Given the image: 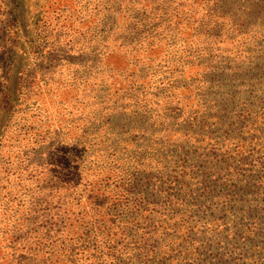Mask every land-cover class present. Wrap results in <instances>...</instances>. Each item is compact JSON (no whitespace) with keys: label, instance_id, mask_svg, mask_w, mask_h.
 I'll return each instance as SVG.
<instances>
[{"label":"rangeland","instance_id":"374dc122","mask_svg":"<svg viewBox=\"0 0 264 264\" xmlns=\"http://www.w3.org/2000/svg\"><path fill=\"white\" fill-rule=\"evenodd\" d=\"M3 89L0 264H264V0H0Z\"/></svg>","mask_w":264,"mask_h":264},{"label":"trees","instance_id":"16d2710c","mask_svg":"<svg viewBox=\"0 0 264 264\" xmlns=\"http://www.w3.org/2000/svg\"><path fill=\"white\" fill-rule=\"evenodd\" d=\"M184 90H180L177 92V100L179 102L181 101H188L189 97L188 95L191 94V91L188 93H184ZM17 95L16 90H9V89H3V95L1 96L0 100V111H8L11 109L12 104L14 103L15 96ZM175 142H180V141H186L182 136H178L177 138L174 139ZM238 146V145H237ZM244 146V144H241V148ZM238 147L231 149V153L235 156H239V152H236ZM149 165L148 168L154 167L153 164H145ZM147 167V166H146ZM95 196L93 195L95 191ZM105 189L100 187V188H95V186L91 190V195L87 198L86 203L87 206L82 210V219H89L91 224L93 225V232L91 233V236L93 237V243L96 248H102L105 243H108L113 237L114 234L111 232L109 228H107L108 221L111 220L108 218V211L104 208L103 204L100 203L99 199L105 195ZM78 205V204H76ZM79 207L80 204L78 205ZM69 211V210H68ZM148 211V210H145ZM166 219H163L161 224L158 226V230L160 231H166L170 230L173 231L177 227V223L171 222L172 217H169L167 214L163 213ZM64 218V217H63ZM70 220L69 217H66L62 219V221H68ZM180 227V225L178 226ZM84 251H87L84 249ZM59 253V252H58ZM41 254V252H39ZM43 257L46 258V260H43L42 263L39 264H60L61 263V254L58 256V258L54 261L53 257H48L46 254H42ZM65 257H67L65 255ZM50 258V260H48Z\"/></svg>","mask_w":264,"mask_h":264}]
</instances>
